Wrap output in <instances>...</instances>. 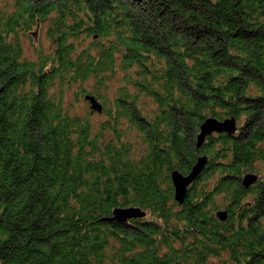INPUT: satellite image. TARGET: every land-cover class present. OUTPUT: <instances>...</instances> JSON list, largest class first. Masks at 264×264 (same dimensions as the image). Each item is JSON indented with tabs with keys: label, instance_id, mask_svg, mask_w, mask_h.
Instances as JSON below:
<instances>
[{
	"label": "trees",
	"instance_id": "16d2710c",
	"mask_svg": "<svg viewBox=\"0 0 264 264\" xmlns=\"http://www.w3.org/2000/svg\"><path fill=\"white\" fill-rule=\"evenodd\" d=\"M0 264H264V0H0Z\"/></svg>",
	"mask_w": 264,
	"mask_h": 264
},
{
	"label": "water",
	"instance_id": "95a60500",
	"mask_svg": "<svg viewBox=\"0 0 264 264\" xmlns=\"http://www.w3.org/2000/svg\"><path fill=\"white\" fill-rule=\"evenodd\" d=\"M92 103V108L98 112L102 111L101 104L95 100V98H89ZM238 132V127L236 120L226 119L224 121H219L217 119H208L202 126L201 131L198 136V149H202L208 137L214 134H228L230 136L235 135ZM208 164V158L206 156L200 157L192 168L191 172L187 175L182 174L179 171H174L172 173V181L175 188V199L180 204L183 205L188 191L192 184L200 177V175L205 170ZM259 180L258 175L249 174L244 178L243 185L246 188H251L257 184ZM146 217V213L140 208H118L113 212V216L108 221H116L119 223H126L132 219H143ZM218 217L221 221H226L228 218L227 212H220Z\"/></svg>",
	"mask_w": 264,
	"mask_h": 264
}]
</instances>
